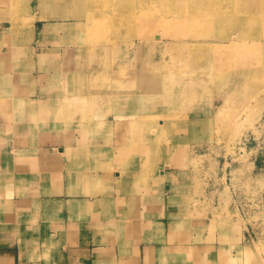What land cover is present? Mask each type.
<instances>
[{
	"label": "rangeland",
	"instance_id": "rangeland-1",
	"mask_svg": "<svg viewBox=\"0 0 264 264\" xmlns=\"http://www.w3.org/2000/svg\"><path fill=\"white\" fill-rule=\"evenodd\" d=\"M1 1L17 14L32 2ZM35 1L75 22L63 45L75 55L66 85L81 87L88 100L81 124L89 125V112L100 120L126 109L117 126L122 168L147 179L155 163L167 180L164 166L177 161L181 213L205 225L194 227L192 242L211 248L200 264H216L217 255L223 264H264V0H171L172 8L164 0ZM141 66L154 78L185 72L193 81L188 95L197 99L172 100L173 115L159 111L162 94L147 90L152 83L140 79ZM224 75L228 83L220 85ZM154 127L160 134L146 132ZM142 133L156 151L146 165L133 154L147 146L138 141Z\"/></svg>",
	"mask_w": 264,
	"mask_h": 264
},
{
	"label": "crops",
	"instance_id": "crops-1",
	"mask_svg": "<svg viewBox=\"0 0 264 264\" xmlns=\"http://www.w3.org/2000/svg\"><path fill=\"white\" fill-rule=\"evenodd\" d=\"M35 3L17 14L0 0V264L202 263L211 248L192 235L205 225L181 213L174 159L167 180L155 163L147 179L122 168L121 108L89 112L87 132L80 100L64 98L75 22Z\"/></svg>",
	"mask_w": 264,
	"mask_h": 264
},
{
	"label": "bare ground",
	"instance_id": "bare-ground-1",
	"mask_svg": "<svg viewBox=\"0 0 264 264\" xmlns=\"http://www.w3.org/2000/svg\"><path fill=\"white\" fill-rule=\"evenodd\" d=\"M132 1L133 0H124V2L126 4H129ZM143 1H145V0H143ZM146 1H150V0H146ZM170 1L171 0H164L165 4H171L169 6V8H172V7H174V3H170ZM77 64H79V61H77ZM140 73L142 74L140 76L141 77L140 79L142 81L147 82V83H152L151 85H148L147 90L156 91V89H157L158 94H162V96L159 95V97H157L155 99V102L159 103L158 107H161V109H158L159 111L160 110L161 111H167L168 108L170 107V105H174V103H175V101H172V100H180V102H184L186 100L190 101V100L193 99V101L195 102V100L197 99L194 95H188V92L192 91L193 81H191L190 79H186L185 78V72H179V73H176V74L170 72L171 75H167L165 73V75L163 77L156 76V78H154L151 75H147V69H146L145 66H141ZM227 78L228 77L226 75H224V77H221L220 85L224 84V81H225V83H228ZM141 80H140V83H142ZM194 84H195L194 87H196L197 84L196 83H194ZM115 87L116 88L120 87V84L119 85L117 84ZM72 90L73 91H71V94L67 96V102L66 103H67L68 106H72V108H73L74 105H73V101L72 100L73 99L74 100H80V107H79L78 113H80L81 115L85 116L87 114V111L83 107V105L87 108V105H86L87 103L84 102L85 99H86V96L82 95L81 87H77V88L75 87V88H72ZM174 92L176 93V96H173ZM141 104L144 106L145 102L143 101V103H141ZM171 111H172V109H169L168 110V114H170ZM120 113L124 115L126 113V109L121 110ZM142 115L146 116L147 115L146 111L142 112ZM151 115L152 116H149V117H153L154 114H151ZM170 115H173V113H171ZM156 116H158V115H156ZM155 131H157V134H160V128H158V130H156L155 127L153 129H148L146 132L154 133ZM148 133L140 134L139 135V140H138V141L142 140V143L146 144L147 146H144L139 152H134L133 153L134 155H137L139 157V159H140V161H141V163L143 165H146L148 163V160L156 154L155 144L154 143L150 144V145L147 144L148 142L146 141V139L148 138ZM157 134H156V136H157ZM133 140L134 139L131 136L128 138V142H131ZM126 149H127L126 161H129V158H130V155H131V150L130 149H132V148L131 147L129 148L128 146H126ZM174 162L177 163V161H174ZM176 163H173L174 166H175ZM166 170L164 171V174L168 173V171H166ZM141 171H143V170L141 169ZM139 174H140L142 179H145L143 174H141L140 172H139ZM169 199H171V198H169Z\"/></svg>",
	"mask_w": 264,
	"mask_h": 264
}]
</instances>
